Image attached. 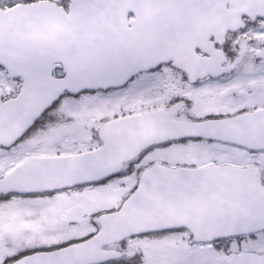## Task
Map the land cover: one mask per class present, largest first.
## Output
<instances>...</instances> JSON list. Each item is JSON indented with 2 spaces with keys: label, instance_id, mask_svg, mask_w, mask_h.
<instances>
[{
  "label": "snow or ice",
  "instance_id": "obj_1",
  "mask_svg": "<svg viewBox=\"0 0 264 264\" xmlns=\"http://www.w3.org/2000/svg\"><path fill=\"white\" fill-rule=\"evenodd\" d=\"M0 264H264V0H0Z\"/></svg>",
  "mask_w": 264,
  "mask_h": 264
}]
</instances>
